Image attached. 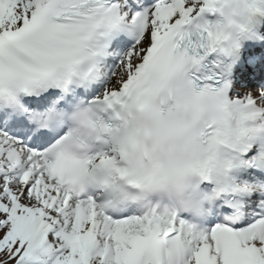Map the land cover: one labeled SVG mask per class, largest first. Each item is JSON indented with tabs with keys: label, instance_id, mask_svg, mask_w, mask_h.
<instances>
[{
	"label": "snow or ice",
	"instance_id": "obj_1",
	"mask_svg": "<svg viewBox=\"0 0 264 264\" xmlns=\"http://www.w3.org/2000/svg\"><path fill=\"white\" fill-rule=\"evenodd\" d=\"M0 264H264V0H0Z\"/></svg>",
	"mask_w": 264,
	"mask_h": 264
}]
</instances>
